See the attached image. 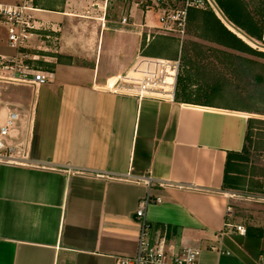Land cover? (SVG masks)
<instances>
[{"label": "crops", "instance_id": "1", "mask_svg": "<svg viewBox=\"0 0 264 264\" xmlns=\"http://www.w3.org/2000/svg\"><path fill=\"white\" fill-rule=\"evenodd\" d=\"M109 3L36 1L37 17L59 40L39 51L51 73L44 85L59 99L42 103L36 142V110L26 114L31 123L20 141L30 162L0 163V264H115L117 256L133 255L147 176L152 194L162 198L147 208L152 237L165 228L170 241L201 247L200 264H220L223 255L210 245L253 264L264 215L259 209L236 214L239 201L224 188L228 154L235 162L247 146L249 111L180 91L166 102L95 90L97 69L107 77L133 60L118 48L123 34L141 45L143 31L160 26L154 12L145 14L132 1L125 8ZM227 220L244 224L247 237L216 238ZM243 239L247 253L237 244Z\"/></svg>", "mask_w": 264, "mask_h": 264}, {"label": "built area", "instance_id": "2", "mask_svg": "<svg viewBox=\"0 0 264 264\" xmlns=\"http://www.w3.org/2000/svg\"><path fill=\"white\" fill-rule=\"evenodd\" d=\"M36 1L22 0L18 4L0 2V19L6 26L8 44L15 50L13 54L0 53V80L22 83L37 89L50 82L51 73L43 66V62L48 61L45 56L38 51L32 52V49L34 46H44L49 43L56 46L59 40L54 35L55 31H51L54 30L53 26L37 17ZM152 1V3H146V0H132V3L138 8H146V12L156 5L160 10V24L166 30L180 35L186 32L189 12L193 9L213 11L226 24L215 0H180L177 7L172 5L171 0ZM121 21L127 22V17H122ZM181 67V57L168 59L144 55L140 52L135 60L112 69L107 77H104L97 69L93 88L135 97L139 100L175 102L178 96ZM21 118L19 109L12 108L0 99V163L27 164L30 162L22 141L14 137L15 127ZM27 122L28 132L31 123L29 117ZM144 181L147 185V193L135 212V220L140 227L136 251L130 256H117L115 264H200L201 247L170 241L165 228L160 229L154 237L151 236L147 208L153 203L161 202L162 198L152 194L153 182L150 176L144 177ZM235 195L231 193V196ZM242 195L246 194L242 193ZM248 197L252 199L250 195ZM257 200L264 202V195L258 196ZM231 214L232 212H229L230 216ZM235 232L243 238L247 237V228L244 224L231 223L227 220L223 230L215 236L221 240L233 239ZM237 244L243 252L247 253L244 239ZM208 248L217 250L222 255H231V251L224 249L222 245H210ZM252 262L264 264V236L259 240L258 252L255 257H252Z\"/></svg>", "mask_w": 264, "mask_h": 264}, {"label": "rangeland", "instance_id": "3", "mask_svg": "<svg viewBox=\"0 0 264 264\" xmlns=\"http://www.w3.org/2000/svg\"><path fill=\"white\" fill-rule=\"evenodd\" d=\"M0 2L18 4L22 0H0ZM147 2L152 3L153 1L147 0ZM171 2L177 7L180 0H171ZM242 2L250 13L255 14L257 19L261 17L262 0H242ZM127 4V0H110L109 8H123V5L125 8ZM254 5L256 6L253 7ZM144 10L145 14L154 12L159 21L160 10L156 5L147 12L146 8ZM229 29L231 31L234 29L236 32H232L238 37L239 34H243L233 25ZM144 33L145 39L141 45L137 37L134 38L129 33L123 34L124 44L118 47L120 52L130 55L135 60L137 52L142 46L141 52L144 55L168 59L181 57L182 67L177 94L180 91L185 97L191 99L250 110L247 113L250 118L254 119L249 124L246 154L243 155L244 158H235L231 169L237 171V174L235 171L232 173V176H235L233 179L237 180V189H249L251 192L232 191L234 189L228 191L236 194L232 198L239 201L237 210L233 208L236 214L244 216L259 209L264 215L262 205L258 208V205L264 202L257 200L258 196L264 194V94L261 91L262 88L256 85L253 80L254 75L263 69L262 66L253 61L256 58L252 54L218 44L214 40L215 35L212 34V30L202 25L198 27L197 23L188 24L184 35L168 31L161 24L159 27L146 28ZM147 34L151 35V39L146 37ZM240 37L242 38V36ZM146 38H149L150 41L148 42ZM242 39L252 48L264 51V45L253 43L246 36ZM37 46H34L32 52L43 51L45 48V45ZM14 52L15 50L8 44L6 26L0 19V53L13 54ZM0 99L12 108L21 111L22 118L15 127L16 131H14V137H18V139L27 138L28 117L26 118V114L28 115V110L32 112L33 109L36 110V127H34L33 132V141L36 142L41 116L45 110L42 109V103L49 101V99H59V94L52 90L50 92L47 85L36 89L22 83L1 79ZM35 102H38L39 105L34 108L33 103ZM46 111L52 113V110ZM233 181L231 180V182ZM242 193L246 195H242ZM248 195L252 199H248ZM228 250L231 251V255H223L220 264H247L238 252L233 249Z\"/></svg>", "mask_w": 264, "mask_h": 264}, {"label": "trees", "instance_id": "4", "mask_svg": "<svg viewBox=\"0 0 264 264\" xmlns=\"http://www.w3.org/2000/svg\"><path fill=\"white\" fill-rule=\"evenodd\" d=\"M131 1L132 0H127L128 4H130ZM215 2L219 7V10L221 11L225 22H228L233 25L253 43H264L262 37L263 29L261 25V20L257 19L255 14L250 13V11L245 8L242 0H215ZM192 23H197L198 27L202 25L207 28H210V30H212V34L215 35L214 40L218 44L241 52L250 53L255 56L256 59L253 61L256 64L261 65L263 69L254 75L253 80L256 85L262 88L261 91L264 94V51L256 50L255 48H252L250 45H248L246 41L243 40L240 36L238 37L236 34H234L213 11L197 9L190 10L187 28L188 24ZM178 97L179 96H177V99ZM253 119L254 118H249L248 120V130L246 137L247 141L249 139V124ZM246 149L247 146H245L243 152L237 154V157L244 158L243 155L246 154ZM233 159V153H229L225 171L224 188L226 190L234 189L232 191L241 190V192H251V190L249 189H237V180L233 179L235 178V176L233 177L232 175H230V170L234 163ZM231 180L234 181L231 182Z\"/></svg>", "mask_w": 264, "mask_h": 264}, {"label": "bare ground", "instance_id": "5", "mask_svg": "<svg viewBox=\"0 0 264 264\" xmlns=\"http://www.w3.org/2000/svg\"><path fill=\"white\" fill-rule=\"evenodd\" d=\"M226 25L230 28V26H232L230 23L228 24L227 22H226ZM232 31H235L234 29H232ZM236 32V31H235ZM240 36H242V38H245V36L243 35V34H239ZM254 46V45H253Z\"/></svg>", "mask_w": 264, "mask_h": 264}]
</instances>
